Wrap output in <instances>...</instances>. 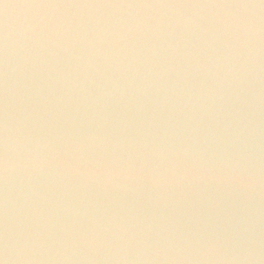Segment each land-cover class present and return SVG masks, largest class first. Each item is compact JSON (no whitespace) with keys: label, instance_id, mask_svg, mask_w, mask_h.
Segmentation results:
<instances>
[{"label":"water","instance_id":"95a60500","mask_svg":"<svg viewBox=\"0 0 264 264\" xmlns=\"http://www.w3.org/2000/svg\"><path fill=\"white\" fill-rule=\"evenodd\" d=\"M5 116L0 264H264L261 0H0Z\"/></svg>","mask_w":264,"mask_h":264},{"label":"snow or ice","instance_id":"6c2138e0","mask_svg":"<svg viewBox=\"0 0 264 264\" xmlns=\"http://www.w3.org/2000/svg\"><path fill=\"white\" fill-rule=\"evenodd\" d=\"M51 2H52V0H40V3L43 5L49 4ZM240 2H241V0H240ZM261 4L264 5V0H261ZM2 123H3V129L5 130V134H6V130H7V118H6V116H5L4 120L2 121ZM0 155H2L3 159L6 161V159H7V140H6V138L4 140V150L2 153H0ZM5 247H6V231L3 234V236H0V249H2L4 253H5Z\"/></svg>","mask_w":264,"mask_h":264},{"label":"clouds","instance_id":"9594fccd","mask_svg":"<svg viewBox=\"0 0 264 264\" xmlns=\"http://www.w3.org/2000/svg\"><path fill=\"white\" fill-rule=\"evenodd\" d=\"M8 129H9V125L7 123V153H8ZM8 163L9 164L14 163V161L9 157V155H8ZM9 251H10V244H9L8 240L6 239L5 254L7 257H8Z\"/></svg>","mask_w":264,"mask_h":264}]
</instances>
